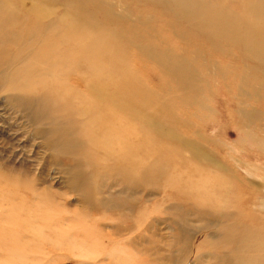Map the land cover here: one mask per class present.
<instances>
[{
    "label": "rangeland",
    "instance_id": "rangeland-1",
    "mask_svg": "<svg viewBox=\"0 0 264 264\" xmlns=\"http://www.w3.org/2000/svg\"><path fill=\"white\" fill-rule=\"evenodd\" d=\"M9 2L26 14L28 1ZM42 2L46 22L25 17L28 34L11 46L2 23L0 49L36 48L45 23L108 33L109 49L91 51L104 72L70 84L132 105L131 148L90 121L78 124L85 137L34 123L43 111L4 89L19 65L0 67V264H264V0ZM194 3L215 24L198 22ZM47 76L20 95L67 89V74Z\"/></svg>",
    "mask_w": 264,
    "mask_h": 264
},
{
    "label": "bare ground",
    "instance_id": "bare-ground-1",
    "mask_svg": "<svg viewBox=\"0 0 264 264\" xmlns=\"http://www.w3.org/2000/svg\"><path fill=\"white\" fill-rule=\"evenodd\" d=\"M26 1H28V3H25V7L27 8V12L25 13L28 16L26 14L17 16L14 13L20 11L12 12L9 0H0V25L3 23L2 29L5 30L8 27L11 30L2 41H9L7 42V44H10L9 46L18 44L19 40L23 43L25 36L28 34L27 30L29 29V23H26L25 17L27 19L31 17L36 19L38 17L46 22L45 17L50 15V12L47 13V10L44 8L45 4L42 2L43 0ZM197 4L198 3H194V5H192V12L195 18H197V21H205L209 25L215 24V15L209 10H204L202 7L196 6ZM190 18L194 19V17L191 16ZM74 22L77 23L78 21H66L64 24L65 30H61L60 27L59 31L56 32H54V26L49 25V23H45L41 31L36 29L34 33L31 34L32 42H36V44H34L36 48H32V45L26 46L25 44L24 48H22L19 53H12V55L7 53L8 49H0V54L3 58L0 62L1 68L5 66L13 69L16 65H19L17 68L20 67L14 71L9 80V84L4 89L12 92L11 100L13 104L21 106L24 109L39 108L43 111L41 119L35 112H32L34 116L31 115V118L34 123L42 119L47 121V124L52 125L60 122H67L70 125V131L79 133L82 127H78V124H82L83 126L86 121H90V123L94 125V127L89 126L91 130L96 128L98 133L102 135L109 133L115 136L117 140L114 141V144L120 149L126 148L129 151L131 146L129 147V143L127 144L124 138L128 137L132 132L131 117H133L132 111L134 112V110L131 109L132 105L123 101L114 102L109 105L108 103L101 104L100 96L103 97V95L99 92L97 86L92 85L93 89L90 87V91L89 89L84 91L75 88L72 83L70 84L72 77H75L80 84H86L84 77L87 75V69H94L101 73L104 72L102 53H91V51L99 48L104 52L106 48L109 49L110 41L113 40L108 33H102V30H100L102 32L99 33L98 30L93 29L90 25H80L77 29L69 30L74 25ZM34 28L35 27H32V30H34ZM94 33H96V35H93ZM61 34H64V37H62ZM56 42L61 43L62 46L67 44L72 46L73 43L74 46H72L73 48L71 49L75 53H59L61 48ZM6 55L7 58H5ZM24 55L29 57H25L23 61L21 60L22 62L19 63L20 59H22L21 57ZM9 58L12 59L9 60ZM56 59H58L59 62H57ZM60 73L67 74V78L61 83V86L67 89H62L58 92L57 88H55L50 96H45L43 94L39 96L20 95L22 89L32 88L33 83L45 84L47 81L46 79H50L47 75H59ZM68 77H70V79ZM3 82L4 78L1 76L0 83L2 84ZM128 95L131 96V93L129 92ZM87 97H91L97 105L99 104L97 109L96 106H92V110H90V108L86 106ZM116 108L121 109V114L115 111ZM87 133L89 132L87 128L85 129L84 127L81 136L85 137ZM98 133L95 131L94 136L97 137ZM102 204L105 205L106 202H102ZM116 208H119V205H117Z\"/></svg>",
    "mask_w": 264,
    "mask_h": 264
}]
</instances>
